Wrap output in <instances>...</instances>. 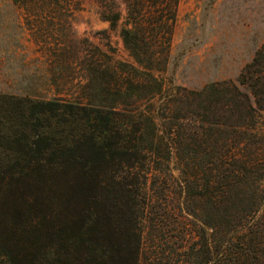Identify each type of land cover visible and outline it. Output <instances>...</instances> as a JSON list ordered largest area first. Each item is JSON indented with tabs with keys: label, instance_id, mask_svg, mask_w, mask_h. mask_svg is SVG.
Instances as JSON below:
<instances>
[{
	"label": "trees",
	"instance_id": "trees-1",
	"mask_svg": "<svg viewBox=\"0 0 264 264\" xmlns=\"http://www.w3.org/2000/svg\"><path fill=\"white\" fill-rule=\"evenodd\" d=\"M82 1L14 0L74 11ZM89 1L111 28L124 19L120 37L136 64L158 62L140 52L142 38L171 32L180 0ZM147 76L138 83L155 88L150 112L136 101L104 105L88 96L0 97V264L17 262L12 250L25 264H264V42L236 81L189 91L168 72L170 91L162 92ZM184 104L195 109L193 126L183 128L188 137L175 130ZM163 140L196 163L180 192H170L173 176L163 171L171 153ZM33 177L68 178L69 196L82 206L66 218L56 190L49 211L41 212V200L39 216L21 210L20 200L31 206L39 198L7 191ZM29 228L37 240L18 246Z\"/></svg>",
	"mask_w": 264,
	"mask_h": 264
},
{
	"label": "rangeland",
	"instance_id": "rangeland-1",
	"mask_svg": "<svg viewBox=\"0 0 264 264\" xmlns=\"http://www.w3.org/2000/svg\"><path fill=\"white\" fill-rule=\"evenodd\" d=\"M79 7L74 11L62 3L24 5L0 0V97L74 101L88 96L104 105L116 99L121 100L122 106L136 101L141 110L150 112L148 101L155 103L157 97L150 96L155 88L149 90L145 83L140 87V81L148 83L149 71L157 77L162 92L170 91L168 72L173 73L177 86L198 91L212 82L236 81L264 42V0H180L175 25L168 23L171 32L162 28L146 41L142 38L140 52L158 62L140 65L120 37L123 18L116 28H111L101 19L97 3L83 0ZM193 106L184 104L175 130L193 126ZM199 118L204 119L202 115ZM183 133L189 136L184 129ZM169 146L172 148L162 141L163 150L171 152L170 159L162 162L163 171L173 176L168 181L170 192H180L196 163L192 162L193 155L188 158L183 151L178 153ZM67 180L21 179L7 192H16L19 199L36 195V204L28 206L22 199L18 206L21 210L36 209L39 216V200L41 212L49 211L48 196L57 190L59 199L65 200L64 216L70 219L82 201L69 196L74 191L66 187ZM63 182L64 185L53 186ZM191 182L197 183L195 178ZM189 191L196 194L195 189ZM193 207L197 209L198 205L194 203ZM36 236L32 228L27 229L19 236L18 246H29L37 240ZM12 252L17 259L15 264H25L17 258V251Z\"/></svg>",
	"mask_w": 264,
	"mask_h": 264
}]
</instances>
